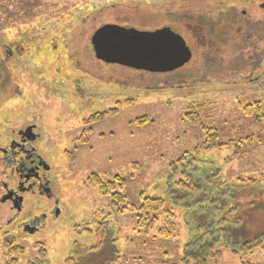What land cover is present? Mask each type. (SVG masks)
<instances>
[{"label":"rangeland","instance_id":"rangeland-1","mask_svg":"<svg viewBox=\"0 0 264 264\" xmlns=\"http://www.w3.org/2000/svg\"><path fill=\"white\" fill-rule=\"evenodd\" d=\"M170 20L193 54L182 69L148 74L96 60L91 37L101 25L152 29ZM19 47L25 53L9 59V50ZM64 54L71 58L63 68L57 55ZM0 69V138L27 124L38 127V150L53 168L60 208L33 238L18 236L14 226L7 235L15 238L0 233V264L7 262L9 242L24 248L20 264L41 249L43 264H195L186 262L185 245L199 223H214L228 208L239 210L235 250L253 240L264 243V0H0ZM99 77L106 83L94 80ZM61 80L91 85L100 95L91 105L58 96L53 88ZM258 104L262 112L252 114ZM97 113L107 116L90 122ZM207 135L208 144L224 146L205 151ZM174 163L179 170L172 172ZM180 164L190 165L186 174L200 196L176 188L184 179ZM93 174L104 182L124 179L119 192L131 205L163 198L177 214L176 231L161 218L148 234L139 233L134 214L115 215L110 197L88 185ZM249 180L255 188L244 184ZM27 201L34 213L54 206L43 198ZM8 209L0 210V226L12 215ZM101 212L112 219L106 245L97 251L84 229L94 230ZM165 228L174 234L169 239L159 232ZM222 250L221 259L208 264H264V244L249 256Z\"/></svg>","mask_w":264,"mask_h":264},{"label":"flooded vegetation","instance_id":"flooded-vegetation-1","mask_svg":"<svg viewBox=\"0 0 264 264\" xmlns=\"http://www.w3.org/2000/svg\"><path fill=\"white\" fill-rule=\"evenodd\" d=\"M244 15H246L245 12L243 13V16ZM170 19H172L171 16ZM169 22H171V20ZM231 24L232 26L235 25L234 17L232 18ZM172 25H174V23L171 22L160 27L154 26L155 28L152 29H144L138 26H127L119 22H110L101 25L94 31L91 37V45L93 47L95 58L99 63L108 65L110 67L126 68L148 74H170L176 72L192 62L193 54L190 62L178 70L169 73H150L142 70L129 68L126 66H121L118 64H108L98 59L92 42L94 34L105 26H118L125 29H135L140 32H156L158 30L171 29L179 33L186 42V39L183 37V34L177 29H175ZM19 48H16V50L14 49V51L9 50L7 54L8 58L11 59L14 54L20 56L22 53H25V48ZM47 49L51 50L50 45H48ZM70 56L71 55H69L68 57L69 60L71 58ZM68 58L65 54L61 57L57 55L58 61L64 62L63 68L67 63H65V61ZM72 63L74 64L73 61ZM82 73H87L88 75H90V73L86 71H81V74ZM94 80H99L101 82L103 81L106 83L107 79L99 77L94 78ZM67 82L68 81L61 80V82L56 83V85H58L54 86L53 88V91H56L57 93L56 95H58V93L64 92L63 94L67 97L69 94H71L81 99H84V101H86V99H89L90 105L92 102L95 101L96 97L100 95L99 93L94 92L91 85L88 87L82 85L80 86L78 84L79 82L74 80L68 82V84L72 85L70 86L67 85ZM101 82H99V84L102 86ZM65 89H67V91H65ZM77 97L76 99H79ZM86 105L87 104H83L84 108H87ZM90 105L89 107H92ZM97 115L101 114L97 113L92 116V118H90V122L97 123V121H101L102 119H97ZM41 139L42 136L38 131V127L34 124H27L18 130H7L0 138V210L9 208L8 210L10 211V213H12V215L9 216L7 224L4 226H0V233H3V239H7V237H16L7 235V228H10L11 226L15 227H13V231H15L18 236H26L33 238L35 235L39 234L46 226V222L48 221L49 216L54 215L55 219L59 217V202L55 198V194L53 192L52 179L50 178L51 173L53 172V168L47 163V160L39 153L38 150V145L40 144ZM28 196L32 198L46 199L47 201L52 202L51 205L53 204L54 206L53 208H49V211L47 213H34L33 209H27Z\"/></svg>","mask_w":264,"mask_h":264},{"label":"trees","instance_id":"trees-1","mask_svg":"<svg viewBox=\"0 0 264 264\" xmlns=\"http://www.w3.org/2000/svg\"><path fill=\"white\" fill-rule=\"evenodd\" d=\"M0 78H1V69H0ZM256 108L255 112L252 114L258 115L262 112L263 106L261 104L253 106ZM194 115L192 122L197 125L200 124L196 114H189L188 116ZM107 114L97 115V119H103ZM208 137V142L203 148L205 151H208L213 148H222L223 144L210 143L211 141ZM217 141V140H215ZM187 158V154L181 157L176 163H182V160ZM197 160L193 159V163H196ZM176 163L172 164L170 169L172 172L179 170L176 166ZM184 172L181 175L184 176L183 180L175 182L176 188L179 192L186 193L192 197H198L202 193V190L196 185L195 180L186 174L190 169V165H182ZM177 168V170H176ZM89 186H95L98 188L99 192L104 196L110 197L111 206L114 208L113 213L115 215H122L125 212H130L135 215L136 218V228L139 233L148 234L151 229L160 221L161 218L168 219L171 226L174 227L176 231V215L171 209H167L166 201L160 197H142V203L139 206L131 205L128 203L127 198L119 192L126 186V181L120 177H116L114 181L104 182L97 175L93 174L91 178L88 179ZM246 186L255 188V183L253 180H249ZM244 185H240L239 188H243ZM177 193V192H176ZM226 196V195H225ZM224 196V197H225ZM176 199L175 203L183 205L180 197H174ZM236 208L229 209L226 211L225 215H222L217 221L210 224L199 223L198 232L194 236L193 240L190 243L185 245L186 250V262L190 259L195 264H208V262H217L221 259L223 250L230 251L234 255L240 256H249L255 250L262 248L264 243H258L255 240L245 243L239 247V250H235L233 247L232 239V230L239 228V221L236 220L237 216ZM100 220H97V226L95 225L94 230L88 228L84 229V232L89 235H93L96 250L101 251L108 240V235L110 232L109 222L112 219L111 213L101 212L98 214ZM98 219V218H97ZM236 224V226H234ZM160 234L164 235L166 239H169L171 235H174L169 229H161ZM25 254L24 248L16 246L13 242L7 243V262L6 264H20V257ZM39 257L28 261L27 264H43L46 258V253L43 249L38 252ZM69 264L75 263L72 260L68 261ZM76 264V263H75ZM165 264H171L169 260H166ZM246 264V263H243Z\"/></svg>","mask_w":264,"mask_h":264},{"label":"water","instance_id":"water-1","mask_svg":"<svg viewBox=\"0 0 264 264\" xmlns=\"http://www.w3.org/2000/svg\"><path fill=\"white\" fill-rule=\"evenodd\" d=\"M92 42L98 59L150 73L173 72L192 58L182 36L171 29L140 32L105 26L94 34Z\"/></svg>","mask_w":264,"mask_h":264}]
</instances>
